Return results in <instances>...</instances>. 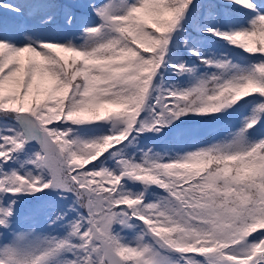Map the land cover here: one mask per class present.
<instances>
[{"label": "snow or ice", "instance_id": "snow-or-ice-1", "mask_svg": "<svg viewBox=\"0 0 264 264\" xmlns=\"http://www.w3.org/2000/svg\"><path fill=\"white\" fill-rule=\"evenodd\" d=\"M0 264H264V0H0Z\"/></svg>", "mask_w": 264, "mask_h": 264}]
</instances>
